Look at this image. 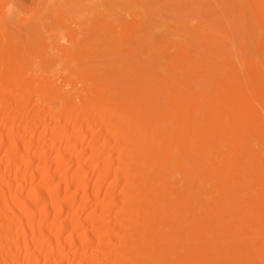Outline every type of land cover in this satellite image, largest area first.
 <instances>
[{
  "label": "bare ground",
  "instance_id": "6f19581e",
  "mask_svg": "<svg viewBox=\"0 0 264 264\" xmlns=\"http://www.w3.org/2000/svg\"><path fill=\"white\" fill-rule=\"evenodd\" d=\"M16 1L0 264H264V0H153L150 26L103 0L84 37L59 1Z\"/></svg>",
  "mask_w": 264,
  "mask_h": 264
},
{
  "label": "rangeland",
  "instance_id": "374dc122",
  "mask_svg": "<svg viewBox=\"0 0 264 264\" xmlns=\"http://www.w3.org/2000/svg\"><path fill=\"white\" fill-rule=\"evenodd\" d=\"M13 1H16V0H13ZM57 1L60 2V4H59V5H61L60 8H62L63 10H65L67 12L66 17L69 19L72 18L74 20L75 23L70 24V27L73 30H75L77 33H79L81 37H84V35H85L84 33L86 32V30L88 28L92 27V25H93L92 21L96 15V13H94L95 10L93 9V6L96 4H101V2L103 0H79V3L81 5L80 8L74 7V5L72 4V2L70 0H57ZM143 1L146 2V4H147L146 6H148V7H146V6L144 7V11H142V14L145 17V22L147 23L146 25L150 26L152 24H155V22L152 23L150 21L149 15L151 13L156 12V10L153 8H156V6H158V5L153 6V3L155 0L154 1L153 0H143ZM16 2H17V4H19V7L21 6L20 4L26 5V6H29V5L31 6L33 4L32 3L33 1H31V0H17ZM173 3L174 2H171V5ZM17 7H18V5H17ZM124 8H126V10L128 9L125 13H124V11L122 12V10H124ZM114 9L117 12H114V11H112V9H110V10H107L106 13L109 15H115L119 21L117 22V20H114V24H119V26L121 28L127 27L132 22L136 21L135 17L132 16L131 13L138 11L139 10L138 7H135V6L121 7V8L115 7ZM149 11H150V14H149ZM178 11H180V9ZM118 12H121V13H118ZM28 16H29V14H26L25 18H27ZM170 16H171L170 19L174 17L172 15H170ZM174 18H176V17H174ZM161 20L163 21V19H161ZM157 21L158 20H156V22ZM160 21L157 23L159 24ZM162 21H161V23H162ZM167 21L168 20L166 19L163 22H167ZM82 23H85V26H82ZM63 43H65V40H63Z\"/></svg>",
  "mask_w": 264,
  "mask_h": 264
}]
</instances>
